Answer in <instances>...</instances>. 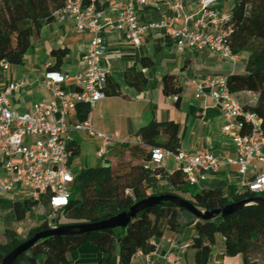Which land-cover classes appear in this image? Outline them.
I'll list each match as a JSON object with an SVG mask.
<instances>
[{"label":"trees","instance_id":"16d2710c","mask_svg":"<svg viewBox=\"0 0 264 264\" xmlns=\"http://www.w3.org/2000/svg\"><path fill=\"white\" fill-rule=\"evenodd\" d=\"M83 5L88 6L89 2L84 0ZM97 8L101 9L99 2ZM230 16L229 24L234 28L230 37L231 51L234 55L245 53L248 59L244 73L228 75L229 86L244 110L258 112L264 118V0H241L232 7ZM4 17L1 16L0 20V63L6 61L13 66H24L28 54L41 43L43 30L56 18H36L28 9ZM68 54L67 48L53 49L51 57L55 62L50 69L60 73ZM141 64L149 68L153 62L147 57ZM125 78L139 93L148 85V80L136 67L130 68ZM164 93L173 96L180 108L184 89L176 77H165ZM106 95L122 96L116 90H109L108 84ZM91 113V108L81 105L76 120L85 122ZM139 138L140 143L123 146L120 159L113 165L83 169L78 174L70 205L58 214L59 227L102 223L151 197L177 196L202 212L256 197L264 199V194L255 196L247 190H238L236 186H230L226 193L219 189L200 190L186 182L179 169L170 172L161 168L155 173L146 170L144 163L151 160L154 149L164 148L173 154L182 152L180 126L175 122H152L140 129ZM69 152L73 164L80 156V148L71 143ZM41 210L45 214H41ZM13 213L24 232L19 235L7 229L0 233V264L36 234L50 230L48 216L51 213L37 202L17 201ZM169 230L180 235L193 234L191 239L197 250L198 264L208 263L219 239L223 240L228 256L242 255L245 264H264V208L248 205L225 217L201 220L171 202L146 208L124 228L43 239L13 264H72L70 255L86 244L99 250L98 264H133L138 253L150 255L155 252L154 240L164 237Z\"/></svg>","mask_w":264,"mask_h":264},{"label":"built area","instance_id":"2783aa9c","mask_svg":"<svg viewBox=\"0 0 264 264\" xmlns=\"http://www.w3.org/2000/svg\"><path fill=\"white\" fill-rule=\"evenodd\" d=\"M83 1L65 0L64 6L54 14L57 23L72 22L77 33L91 34L84 56L86 69L76 76L74 91L65 89L67 75L49 71L44 84L53 99L36 102L31 111L22 113L14 109L12 98L28 86V81L20 79L7 85L0 81V197L18 193L24 200L43 205L44 210L51 213L48 216L50 229L59 227L57 216L69 207L76 183L69 152L72 133L83 132L99 138L97 154L102 161L118 159L127 144L121 140L119 132L102 134L94 130L89 119L74 120L79 106L86 105L93 110L107 97L109 71L102 64L106 47L99 36L103 29L122 33L133 47L143 46L151 31L164 30L182 51H206L233 64L239 60L231 51L230 37L234 28L229 24L230 14L220 9L221 0H201L199 11L192 14L186 13L181 0L165 1L176 16L158 22L142 21L139 8L161 0H122L115 18L97 8L99 0H87L88 6H84ZM180 22L183 25L178 28ZM12 68L9 62H1L0 78ZM195 99L204 113L213 112L222 119V132L233 154L220 158L209 149L173 154L156 148L151 160L144 163L145 169L155 173L166 168L168 160L173 159L186 182L194 186L202 182L206 173L235 169L238 190L263 195V115L241 107L231 92L228 76L209 77L196 83ZM192 246V239L179 247L172 243L173 250L165 256L167 264H182L183 254Z\"/></svg>","mask_w":264,"mask_h":264},{"label":"crops","instance_id":"0c3cea01","mask_svg":"<svg viewBox=\"0 0 264 264\" xmlns=\"http://www.w3.org/2000/svg\"><path fill=\"white\" fill-rule=\"evenodd\" d=\"M181 1L187 14L196 13L200 9L201 0ZM99 3L102 10L115 18V13L123 2L99 0ZM236 3L234 0H221L220 9L224 13L231 14L232 7ZM139 16L145 22H158L175 18L176 12L165 2L159 1L139 8ZM182 25L183 23L180 22L177 27L181 28ZM99 36L106 47L102 64L109 71V90H116L122 96H107L93 108L89 122L95 131L106 135L119 132L122 141L138 144L141 128L152 122H175L180 126L182 152L191 153L209 149L220 158L233 154L222 132V119L213 112L204 113L200 103L196 101V83L209 77L244 73L247 58L243 54L238 55L240 62L234 65L206 51H182L164 30L151 31L146 43L141 47L131 46L122 33L109 29H103ZM90 39V33H77L72 22L60 24L55 21L47 26L43 30L41 43L26 57L23 70L16 68L14 71L15 66H13L0 78L3 85L20 79L28 81L25 89L14 94L12 98L14 109L27 113L32 110L36 102H50L53 99L44 84L46 73L52 71L50 68L55 62L51 57L53 49H69L60 73L68 76L65 89L74 91L77 87L76 76L86 69L84 56ZM147 57L152 60L153 65L144 68L141 62ZM132 67L141 71L148 80L143 92L139 93L126 82V72ZM166 76L176 77L183 86L184 93L180 108L176 106V99L173 96L164 93ZM71 143L81 150L80 158L71 164L76 176L83 169L111 165V162H100L98 158L97 153L101 143L99 138H92L83 132H73ZM90 149H94L93 154H90ZM177 168L173 159L168 160L166 167L168 171L172 172ZM0 173H2L1 169ZM237 180L235 169L223 168L217 173H206L198 188L219 189L226 193L230 186L236 185ZM23 200L18 193L0 197V223H3L5 230H14L19 235L24 231L16 223L13 207L17 201ZM4 219H7V223ZM192 235V233L180 235L169 230L164 237L154 240L155 252L150 255L137 254L133 264H147L148 261L153 264H167L165 256L173 250L172 243L178 247L182 246L192 238ZM196 253L197 250L193 246L190 247L182 256V264H198ZM100 257L101 254L95 246L86 244L74 251L70 255V260L72 264H98ZM207 264L245 263L242 255L228 256L223 240L219 239Z\"/></svg>","mask_w":264,"mask_h":264},{"label":"water","instance_id":"95a60500","mask_svg":"<svg viewBox=\"0 0 264 264\" xmlns=\"http://www.w3.org/2000/svg\"><path fill=\"white\" fill-rule=\"evenodd\" d=\"M162 202H171L178 207L186 208L193 214H195L201 220H213L220 216L225 217L238 212L248 205H257L264 208V199L256 197L253 199L243 200L236 204L228 205L227 207L220 208L213 211L202 212L197 209L192 203L185 201L177 196H160L151 197L144 201L135 204L128 212L121 213L116 217L98 224H81V225H65L60 226L56 229H50L44 232L36 234L32 239L25 242L24 244L13 250L7 257L4 258L2 264H13L23 253L30 250L39 241L49 238L51 236H58L64 234H76V233H90L93 231L113 229V228H124L126 227L132 218L138 213L142 212L148 207L158 205Z\"/></svg>","mask_w":264,"mask_h":264},{"label":"rangeland","instance_id":"374dc122","mask_svg":"<svg viewBox=\"0 0 264 264\" xmlns=\"http://www.w3.org/2000/svg\"><path fill=\"white\" fill-rule=\"evenodd\" d=\"M64 4H65V0H0V20H1V16H5L7 18L11 13H14L16 11H23L27 9L31 11L33 17L46 18V17L54 16V14L58 12L64 6ZM1 26L2 25H0V30L2 29ZM243 55L248 59L247 54L243 53ZM239 62L240 59L237 61V63ZM24 66H15L13 70L15 71L16 68H18V70L22 71L23 70L22 68ZM244 69L246 70V64H244ZM93 153H94V149H90V154ZM80 156H81V152H80ZM80 156L78 158H80ZM120 157L116 160H113L111 162V165L117 162L120 159ZM101 161L102 160H100V162ZM73 173L76 172L74 171ZM41 214H45V212L41 210ZM4 222L7 223V219H4ZM4 230H5V226H3V223H0V232Z\"/></svg>","mask_w":264,"mask_h":264}]
</instances>
